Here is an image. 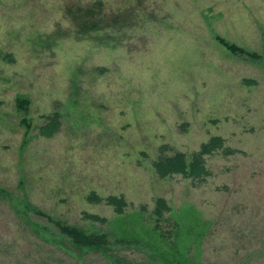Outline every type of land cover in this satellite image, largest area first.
Segmentation results:
<instances>
[{"label":"rangeland","instance_id":"1","mask_svg":"<svg viewBox=\"0 0 264 264\" xmlns=\"http://www.w3.org/2000/svg\"><path fill=\"white\" fill-rule=\"evenodd\" d=\"M211 137L204 182L153 171ZM0 191V264H264V0H0Z\"/></svg>","mask_w":264,"mask_h":264},{"label":"trees","instance_id":"2","mask_svg":"<svg viewBox=\"0 0 264 264\" xmlns=\"http://www.w3.org/2000/svg\"><path fill=\"white\" fill-rule=\"evenodd\" d=\"M101 6V1H96L95 5L91 6L92 8H99ZM89 10V13H91ZM106 18L102 19V23ZM101 23V24H102ZM81 26H86V28L93 29L96 27L95 24L90 20L87 23H84ZM216 42L224 47L229 54L236 56L238 58H245L246 60H260L261 56L256 52L248 51L240 46L235 44H228L224 39L220 37L215 38ZM17 108L23 110L22 113L25 115L27 110L26 102L16 101ZM28 127V124H27ZM59 128V122L56 120L55 116L49 118L48 123L40 128L39 134L43 137L52 136L57 129ZM28 129V128H26ZM224 141L220 137H211L207 141L199 145L198 150L192 152L189 156L181 152H174L171 155H165L164 152L167 149L166 146H160L158 157L152 162V168L155 174L159 178H167L174 175H180L183 178L191 179L192 181L204 182L211 174L210 171L206 168L205 157L210 156L214 153L222 152L224 155L233 153L230 149L224 148ZM5 193L4 191H0ZM96 201H101L99 198L95 199ZM105 204L114 208L115 212L118 214L122 213V208L124 203L122 200H118L112 197L105 198L103 200ZM123 206H121L122 204ZM122 207V208H121ZM27 211L31 213H36V215L47 217L36 210L30 209L29 206L25 207ZM170 210L166 201L163 198H158L155 201V207L153 210L154 215V225L153 230L160 234L159 231V221L162 219L163 215ZM85 218L91 217L92 221L102 220L98 219L95 216H86ZM95 217V218H94ZM89 219V218H88ZM47 220L50 224L57 229L58 233L63 236L68 243L74 248H84L94 251H99L105 248L108 245V236L105 233H90L77 226L69 225L65 222H62L57 219L47 217ZM161 237V236H160Z\"/></svg>","mask_w":264,"mask_h":264}]
</instances>
